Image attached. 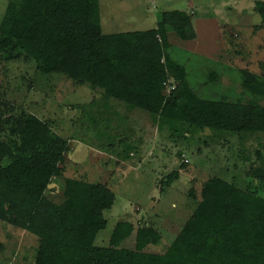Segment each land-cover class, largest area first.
<instances>
[{
	"label": "trees",
	"instance_id": "trees-1",
	"mask_svg": "<svg viewBox=\"0 0 264 264\" xmlns=\"http://www.w3.org/2000/svg\"><path fill=\"white\" fill-rule=\"evenodd\" d=\"M170 33L194 40L192 16L164 11L154 28L106 34L100 0H7L0 59L34 61L42 73L101 88L105 97L148 112L160 128L184 138L205 128L242 136L264 132L258 100L264 78L242 71L248 102L203 98L172 55ZM171 78L177 85L167 94ZM6 118H0V220L39 238L33 264H264V197L222 178L203 186L201 201L164 253L145 250L161 240L153 225L119 223L134 233L133 247L122 246L117 234L109 245H96L115 192L105 183L73 180L61 203L52 200L50 184L61 174L68 140L35 114ZM129 150L126 142L122 154L129 157ZM254 173L264 180V167ZM177 175H169L168 185Z\"/></svg>",
	"mask_w": 264,
	"mask_h": 264
},
{
	"label": "rangeland",
	"instance_id": "rangeland-1",
	"mask_svg": "<svg viewBox=\"0 0 264 264\" xmlns=\"http://www.w3.org/2000/svg\"><path fill=\"white\" fill-rule=\"evenodd\" d=\"M6 6L0 0V23ZM100 9L106 34L154 28L162 12L187 11L196 38L170 33V51L203 98L248 102L242 71L264 78V0H100ZM176 85L169 79L166 93ZM0 111L5 120L22 111L35 114L68 140L61 174L50 184L52 200L61 203L73 180L105 183L115 192L99 246L109 245L113 234L123 238L122 246H134V233L121 222L135 229L153 225L161 240L145 250L164 253L201 201L203 186L221 178L264 197V180L254 173L264 167V132L242 136L205 128L184 138L160 128L148 112L105 97L101 88L42 73L27 60L0 59ZM123 139L131 145L129 157L122 154ZM172 172L178 175L168 185ZM38 245L35 234L0 220V264H33Z\"/></svg>",
	"mask_w": 264,
	"mask_h": 264
}]
</instances>
